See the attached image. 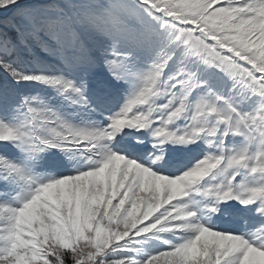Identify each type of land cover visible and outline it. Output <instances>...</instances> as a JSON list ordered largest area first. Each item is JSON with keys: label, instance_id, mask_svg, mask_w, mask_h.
Returning a JSON list of instances; mask_svg holds the SVG:
<instances>
[{"label": "snow or ice", "instance_id": "6c2138e0", "mask_svg": "<svg viewBox=\"0 0 264 264\" xmlns=\"http://www.w3.org/2000/svg\"><path fill=\"white\" fill-rule=\"evenodd\" d=\"M0 264H264V0H0Z\"/></svg>", "mask_w": 264, "mask_h": 264}]
</instances>
